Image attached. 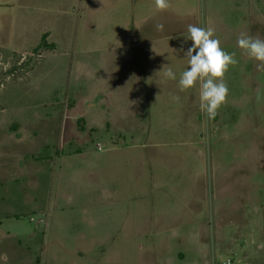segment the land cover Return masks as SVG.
I'll use <instances>...</instances> for the list:
<instances>
[{"label":"rangeland","instance_id":"rangeland-1","mask_svg":"<svg viewBox=\"0 0 264 264\" xmlns=\"http://www.w3.org/2000/svg\"><path fill=\"white\" fill-rule=\"evenodd\" d=\"M108 1L0 0V264L37 256L42 264H264V70L236 44L241 32L264 39V0H194L199 26L214 27L238 64L226 73L230 94L215 119L195 103L192 136L156 137L164 145L150 177L133 164L105 166V149L121 137L99 127L61 131L66 114L105 117L102 54L127 40L126 9ZM46 32L54 47L36 50ZM169 50L162 59L177 79L157 73L155 107L173 115L158 127L180 129L182 104L172 97L188 64ZM47 145L81 153L63 165L44 158ZM138 152L124 151V161ZM29 241L40 248L28 251Z\"/></svg>","mask_w":264,"mask_h":264},{"label":"crops","instance_id":"crops-1","mask_svg":"<svg viewBox=\"0 0 264 264\" xmlns=\"http://www.w3.org/2000/svg\"><path fill=\"white\" fill-rule=\"evenodd\" d=\"M110 2L114 7L121 5L123 9H126L125 31L122 36L126 37L127 40L119 44L120 48L111 49L102 54L107 57L105 64H109L105 117L102 122L94 123L88 119L89 115L66 114L61 118V131L63 130L64 135L71 131L73 136L76 134L81 136V134L87 133V130H95L99 127L110 136L121 137L118 143L112 141L109 143V148L105 149V166L110 165L109 163L114 162V160L126 165L133 164L135 168H139L142 177H150L151 174H156L153 169L161 163L159 160L161 157H155L156 151L158 149L160 151L164 145L161 144L162 140H156V137L169 134L187 137L192 136L194 132L193 105L199 104V90L197 92L193 88L191 91L176 93L182 104L179 107L180 115L178 114V117L182 119V123L179 125L183 126L180 129H172L169 124L158 127L160 121H169L173 119V115L162 113V115L160 114L164 117L162 118L157 114L155 106L158 104L159 98L157 96V73L162 70L164 65L170 66L172 63L171 60H169L171 63L167 60L163 61L162 58L165 56L163 47L170 49L169 53L171 54L178 50L179 52L175 51L177 56H184L186 50L192 45V41L185 40L187 26L189 24L199 26L201 23L199 6L195 5L194 0H171V7L160 12L155 8V0H109L108 4ZM178 8H186L185 15L178 14ZM161 23L164 25V30L158 31L156 25ZM182 47L183 51H181ZM89 55L94 56L95 54L91 51ZM92 61L101 63L102 60L93 59ZM177 67L180 68L179 65ZM175 87L179 89L178 84H175ZM90 102L98 103L99 101L95 98L91 99ZM187 145H183V148ZM132 149L143 152H138L132 160L129 157L130 162L124 161L123 152H129ZM152 149H154L153 155H148L146 152ZM45 150L50 151V145L45 146ZM80 151L81 149H76L68 155L64 149L58 148L54 152L50 151L44 158L49 160L56 158L57 161L62 160V164L66 165L73 163L72 158L79 156ZM93 170L96 168L93 167ZM92 172L94 173V171ZM155 180L156 178H154ZM107 197L110 199L113 197V193H107ZM17 216L20 218L19 215ZM12 233L19 238L23 235L27 237L34 234L30 230L23 235L15 231ZM38 235L41 242V236ZM32 238L38 237L32 236ZM35 247L39 249V243L33 246L32 241H29L26 246L28 251H32ZM36 255L38 254H33L34 257ZM34 264H42L40 257L37 256L34 259Z\"/></svg>","mask_w":264,"mask_h":264},{"label":"clouds","instance_id":"clouds-1","mask_svg":"<svg viewBox=\"0 0 264 264\" xmlns=\"http://www.w3.org/2000/svg\"><path fill=\"white\" fill-rule=\"evenodd\" d=\"M170 7L171 0H155L157 11L163 12ZM156 28L163 31L164 25L157 24ZM185 40L192 41V45L184 53L188 67L179 75V90L185 92L198 86L199 110L209 120L215 119L219 109L227 103L230 94L225 77L230 67L238 64L236 53L224 50L212 26L189 24ZM236 44L250 59L258 62V68L264 70V39L241 32ZM159 72H162L167 80L177 79L171 66L164 65ZM172 99L179 102L180 97L173 96Z\"/></svg>","mask_w":264,"mask_h":264},{"label":"trees","instance_id":"trees-1","mask_svg":"<svg viewBox=\"0 0 264 264\" xmlns=\"http://www.w3.org/2000/svg\"><path fill=\"white\" fill-rule=\"evenodd\" d=\"M47 37H48V33L44 34L42 39H41V42L39 43L38 47L36 48L37 49H44V48H51V47H54V44H49L47 42Z\"/></svg>","mask_w":264,"mask_h":264},{"label":"built area","instance_id":"built-area-1","mask_svg":"<svg viewBox=\"0 0 264 264\" xmlns=\"http://www.w3.org/2000/svg\"><path fill=\"white\" fill-rule=\"evenodd\" d=\"M97 147H98L99 150H102V144L101 143H98ZM218 264H233V263H232L231 259H228V260L220 262Z\"/></svg>","mask_w":264,"mask_h":264}]
</instances>
